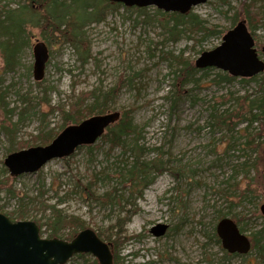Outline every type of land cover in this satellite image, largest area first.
I'll use <instances>...</instances> for the list:
<instances>
[{"label":"rangeland","instance_id":"rangeland-1","mask_svg":"<svg viewBox=\"0 0 264 264\" xmlns=\"http://www.w3.org/2000/svg\"><path fill=\"white\" fill-rule=\"evenodd\" d=\"M244 1L208 0L193 7L192 13L204 27L224 34L233 26V15L239 13L238 20L242 16ZM20 3L23 0H0V10ZM257 4L264 13V0ZM140 9L111 4L98 22L88 23L86 63L62 38L52 36L48 43L34 26L28 27L30 45L21 50L14 69H5L0 53L1 212L22 205L24 220L44 223L56 205L64 214L78 216L86 228L100 231L102 239L110 235L112 240L113 232L120 230V237L132 236L113 244V254L124 264H264L255 250L245 256H224L220 245L209 239L216 217L223 213L234 216L249 236L263 226L259 206L264 203L260 148L264 116L251 124L250 113L240 117L235 113L237 102L264 97V73L255 80L236 77L226 82L217 75L225 72L212 67L198 72L199 80L182 85L180 78L175 81V72L182 68L178 57L194 64L221 37L197 28L173 37L165 25L170 13H157L154 6ZM254 34L264 60V17ZM36 41L44 42L49 51L38 80L33 72ZM113 87L117 93L107 110L133 108L143 148L140 161L158 156L168 160L167 171L147 174V179L154 178L140 197H129L119 175L135 158L130 140L110 149L99 139L90 148L81 146L69 157L50 160L36 173L9 175L3 160L15 151L12 148L24 146L19 143L42 145L37 137L41 132H51V137L59 133L62 117L56 106L67 110L81 94L93 93L85 100L89 105L94 95ZM219 116L227 126L214 124ZM258 142L263 144L257 146ZM117 219L125 220L122 228L116 227ZM158 224L168 225L160 237L151 233ZM42 230L46 236L47 225ZM93 258L74 255L65 264H84Z\"/></svg>","mask_w":264,"mask_h":264},{"label":"trees","instance_id":"trees-1","mask_svg":"<svg viewBox=\"0 0 264 264\" xmlns=\"http://www.w3.org/2000/svg\"><path fill=\"white\" fill-rule=\"evenodd\" d=\"M111 4L115 3L110 2L109 0H23V3L18 4V6L13 9L0 10V53L3 58L5 69H14L20 63L21 50L24 47H29V26L39 27L40 34L48 40V43L50 42V38H52V36H58L55 37L57 39L62 38V40L74 47L75 51H77L79 55V58L81 59V62L86 63L89 59V50L86 44H84L85 40L82 28L85 24L90 22H98L102 16H104V10H106V8ZM137 9L138 11H143V9H140L139 7H137ZM160 11L161 10H158L156 12L160 13ZM262 11V6L257 4V0H245L243 3L241 11L242 16L239 20H246V23H248L250 29H252L251 34L253 36H255L254 28H256V25H258L264 17V13ZM161 13L165 15L163 11H161ZM168 13H170V18L165 25L168 24V27L170 28L169 33L173 37H180L183 35V33L188 34L187 30L192 31L193 28L203 31L204 34L214 33L220 37L223 35L221 31L204 27L202 25L203 22L199 19V16L195 13H192V10L187 13ZM238 17L239 13H235L233 15L232 25L237 22ZM178 62L181 63L182 68H179V70L175 72V81L180 78L179 83L182 85L188 83L189 81L194 82L199 80L195 78V75L200 71L205 73L211 68L208 67L204 69H197L195 68L194 64L182 60L181 57H178ZM262 73H264V71ZM217 75L226 82L236 78L229 75L227 72L224 74L218 73ZM258 76L259 74L249 78L240 77L239 79L241 81H250L255 80ZM116 88L117 87H113L99 96L94 95L93 102L89 105L85 104V100L90 96V94L93 93L81 94V97H78L79 100L70 104L67 110H65L64 107L56 106L55 108L59 111L61 114L60 116L62 117V123L59 126V130L61 131L69 124H77L83 119L94 115L115 113L116 118L105 129L104 133L100 137V140L108 142L110 149L117 146L124 147L129 140L131 141V151L135 154V158L133 159L129 169H127L124 173L121 171L119 175L126 181L127 190L130 194L129 197H140L143 189L154 178V175H150L149 179H147V174L167 171L166 163L168 160L165 161L161 156H158L156 159L151 161H140L143 148L138 144L136 132L137 128L134 125L131 116L133 108L122 109V111L107 110V103L116 96ZM236 106L238 107V110H236L235 113L237 117L244 116L246 113H250L251 118L249 121L251 124L255 121H258L260 116H264V97H261L258 100H250L246 98V101L237 102ZM252 109H255L256 111L252 112ZM214 124L220 127L227 126L228 121L219 116V118L214 119ZM245 129L246 128H244V130ZM50 134L51 132L44 134L41 132L40 135L37 136L39 138L40 144L45 145L49 143L57 133L53 135V137H51ZM19 144L24 146L17 145L16 148L12 149L19 150L27 146V143ZM262 144L263 143L258 142L257 146ZM85 147L90 148L91 145H85ZM260 148L262 151L264 150V146H261ZM262 178L264 185V173ZM8 179L9 177H7V180ZM2 186L3 184L0 183V190ZM50 209L51 215L44 223L40 222L39 220L35 221L39 226L40 233L42 235L44 234L42 227L47 225L48 233L46 237H58L69 241L77 234L79 230L86 228L84 221L78 216L66 215L56 205L51 206ZM0 211H2L1 204ZM25 213L26 211L22 209L21 205L18 210L6 213V215L12 220H19L25 217ZM227 216L228 213L220 214L216 217V223L221 218ZM229 217L235 221L234 216ZM261 217L264 218L262 215ZM216 223L211 229L209 239H212L217 245H220L221 247L219 238L215 231ZM236 223L239 225V222ZM124 225L125 220L117 219L116 227L122 228ZM119 231L113 232L115 238L112 240L110 235H106L103 238V240L110 244L112 252L113 244L115 245L119 241L121 242L122 240L132 238V236L120 237L121 235L119 234ZM241 231L243 230L241 229ZM95 232L97 235L101 236L100 231ZM250 239V251L255 250L261 259V262L264 263V256L261 257L264 255V221L263 226L260 229L253 230L250 233ZM223 251L224 256H245L237 253L230 254L225 250ZM84 264H98V262L95 258H93L89 262L85 260ZM113 264L124 263L119 262L117 257L113 254Z\"/></svg>","mask_w":264,"mask_h":264},{"label":"water","instance_id":"water-1","mask_svg":"<svg viewBox=\"0 0 264 264\" xmlns=\"http://www.w3.org/2000/svg\"><path fill=\"white\" fill-rule=\"evenodd\" d=\"M109 1L128 7L155 6L166 12L186 13L191 5L202 4L208 0ZM254 44L245 19H241L223 34L217 46L201 52L194 61V66L197 69L214 67L233 77L255 76L264 71V61L259 57ZM33 57V72L38 80L49 57L44 42L35 43ZM115 118V113H107L91 116L77 124H69L46 145H35L9 153L3 164L12 177L35 173L50 160L69 157L82 145H93ZM259 210L264 217V203L259 206ZM166 230V224H158L152 227L151 233L160 237ZM215 231L221 247L228 253L243 255L250 250L249 238L230 217L218 220ZM77 253L91 254L98 264H113L110 244L91 228L80 230L70 241L57 237L44 238L34 221H12L0 212V264H64Z\"/></svg>","mask_w":264,"mask_h":264},{"label":"flooded vegetation","instance_id":"flooded-vegetation-1","mask_svg":"<svg viewBox=\"0 0 264 264\" xmlns=\"http://www.w3.org/2000/svg\"><path fill=\"white\" fill-rule=\"evenodd\" d=\"M120 5H121V4H120ZM193 6H195V5H191V6H190V9H191ZM239 229H240V227H239ZM249 240L251 241V239H250V238H249Z\"/></svg>","mask_w":264,"mask_h":264},{"label":"bare ground","instance_id":"bare-ground-1","mask_svg":"<svg viewBox=\"0 0 264 264\" xmlns=\"http://www.w3.org/2000/svg\"><path fill=\"white\" fill-rule=\"evenodd\" d=\"M90 23H91V22H90ZM86 25H87V24H85L84 27H85ZM84 27L82 28V30H83V34H84Z\"/></svg>","mask_w":264,"mask_h":264}]
</instances>
